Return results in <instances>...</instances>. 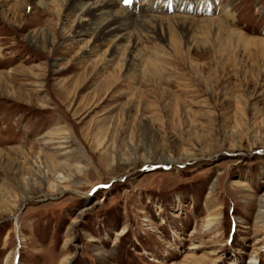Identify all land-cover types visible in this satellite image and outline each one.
Here are the masks:
<instances>
[{
	"label": "rangeland",
	"instance_id": "rangeland-1",
	"mask_svg": "<svg viewBox=\"0 0 264 264\" xmlns=\"http://www.w3.org/2000/svg\"><path fill=\"white\" fill-rule=\"evenodd\" d=\"M61 1L0 0V264H264V0L183 10L131 71Z\"/></svg>",
	"mask_w": 264,
	"mask_h": 264
},
{
	"label": "bare ground",
	"instance_id": "bare-ground-1",
	"mask_svg": "<svg viewBox=\"0 0 264 264\" xmlns=\"http://www.w3.org/2000/svg\"><path fill=\"white\" fill-rule=\"evenodd\" d=\"M35 1L39 7L43 8L48 0ZM176 1L178 7L176 10H181L183 13L174 14L173 16H158L153 13L165 14L169 8L175 10L174 0H171L169 8L164 7L169 3L164 2V0H162V3L159 0H141L137 1V7L135 6L132 10L118 8L120 0H62L61 3L65 6V17H70V20L72 19L75 23V27L69 36L71 40L80 41L83 38H90L94 48L105 47V52L109 56L108 63L117 58L122 60L125 54L127 58L126 69L131 71L136 68V62L141 61L142 56L139 53V45L143 40L156 39L163 41L170 35L169 32L172 27L183 30L192 25L195 21L194 18L184 15L183 10L201 15H207L209 12L216 13V10H212L211 6L216 3V0ZM193 7L195 8L193 9ZM219 12L218 14L223 15L224 18L229 16L228 8H222ZM151 13L152 15H150ZM211 21H213L211 18L204 20V22ZM28 39L37 47L51 46L53 43L51 34L45 31L37 39H33L31 36ZM125 43L128 46H125ZM57 140L59 149L66 151L62 155H69L66 147L68 144L67 139L60 137ZM62 165L67 166L66 163H62ZM77 172H81L80 169ZM62 178H64V181L61 184L69 181L65 176ZM58 190L64 192L67 188L60 186ZM256 219L262 224L264 223V194L258 201ZM15 226L18 229V223H15ZM17 259L18 255L15 256V263Z\"/></svg>",
	"mask_w": 264,
	"mask_h": 264
},
{
	"label": "water",
	"instance_id": "water-1",
	"mask_svg": "<svg viewBox=\"0 0 264 264\" xmlns=\"http://www.w3.org/2000/svg\"><path fill=\"white\" fill-rule=\"evenodd\" d=\"M18 216H16V219H17Z\"/></svg>",
	"mask_w": 264,
	"mask_h": 264
}]
</instances>
